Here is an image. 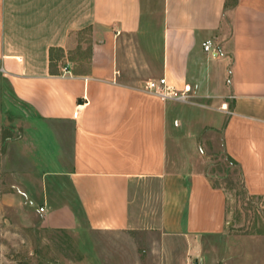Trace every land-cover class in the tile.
<instances>
[{"label": "crops", "instance_id": "obj_1", "mask_svg": "<svg viewBox=\"0 0 264 264\" xmlns=\"http://www.w3.org/2000/svg\"><path fill=\"white\" fill-rule=\"evenodd\" d=\"M144 16L143 0H0V76L30 108L11 202L39 229L88 244L94 233L136 229L145 211L133 188L147 181L160 197L148 223L163 242L181 238L184 262L211 247L229 264L264 261L263 245L231 233L225 191L202 171L170 167L169 100L143 90L162 76L190 82L193 103L221 112L209 125L245 191L264 197V0H163L158 51L145 44ZM89 26L81 69L71 50L84 48L77 35Z\"/></svg>", "mask_w": 264, "mask_h": 264}, {"label": "rangeland", "instance_id": "obj_2", "mask_svg": "<svg viewBox=\"0 0 264 264\" xmlns=\"http://www.w3.org/2000/svg\"><path fill=\"white\" fill-rule=\"evenodd\" d=\"M233 1L229 0L228 5ZM143 10L144 26L146 28L147 24L149 30L145 44L158 51L162 42L163 0H143ZM77 36L80 42L86 43L84 48L78 45L71 53L80 61L79 67L85 69L92 30L79 32ZM131 46L135 47L133 43ZM197 100L204 102L205 107L189 101L169 100V148L171 159L176 161H171L170 167L192 168L207 174L212 184L227 195L231 233L237 232L250 246L263 245L264 250V197L249 195L239 169L226 159L221 129L209 125L212 124L209 118H218L221 112L206 107L204 99ZM28 110L27 104L13 97L9 85L0 76V264H187L181 238L163 242L161 231L148 223L151 217L156 219L160 214V197L157 188L151 194L147 181L133 188L140 210L145 211L142 218L137 217L136 229L94 233L88 244L65 232L39 229L38 216L20 214L10 196L18 194L17 188L11 186L20 164L15 143L23 139ZM204 122L208 123L204 125ZM220 124L217 119L216 125ZM18 147L23 150L22 145ZM21 159L27 167L26 158ZM43 169L46 170L45 165ZM213 250L216 249L211 247L197 263L190 258L188 264H229L226 255L222 257L221 251ZM255 264H264V261Z\"/></svg>", "mask_w": 264, "mask_h": 264}, {"label": "built area", "instance_id": "obj_3", "mask_svg": "<svg viewBox=\"0 0 264 264\" xmlns=\"http://www.w3.org/2000/svg\"><path fill=\"white\" fill-rule=\"evenodd\" d=\"M203 47L206 51H210L213 47L211 40H206L203 42ZM64 75H72V71L65 65L63 67ZM143 90L163 99V100H180L185 102H193L194 92L193 85L190 82H184L182 86H177L172 84L166 76L159 78L149 79L143 86ZM221 108L229 113L231 111L226 105H222ZM77 111L74 112L77 115ZM41 211L44 207L40 208Z\"/></svg>", "mask_w": 264, "mask_h": 264}, {"label": "trees", "instance_id": "obj_4", "mask_svg": "<svg viewBox=\"0 0 264 264\" xmlns=\"http://www.w3.org/2000/svg\"><path fill=\"white\" fill-rule=\"evenodd\" d=\"M228 3H229V0H227V6H228ZM237 3V0H234L233 1V3L231 4V5H234V4H236ZM92 29V26H89V27H86L85 29H83V30H81V31H79V32H83V31H85V30H91ZM225 156H226V159L228 160V162L231 164V165H235L236 164V162H235V160L233 159V158H231L230 156H228V155H226L225 154ZM241 174V173H240ZM241 178H242V176H241ZM216 186V185H215ZM244 187V186H243ZM245 189V188H244Z\"/></svg>", "mask_w": 264, "mask_h": 264}, {"label": "water", "instance_id": "obj_5", "mask_svg": "<svg viewBox=\"0 0 264 264\" xmlns=\"http://www.w3.org/2000/svg\"><path fill=\"white\" fill-rule=\"evenodd\" d=\"M198 261H196V263H197Z\"/></svg>", "mask_w": 264, "mask_h": 264}]
</instances>
